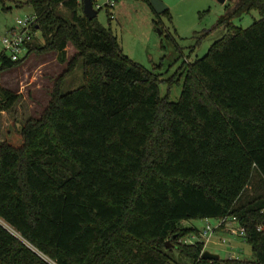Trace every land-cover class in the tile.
Here are the masks:
<instances>
[{
    "label": "trees",
    "instance_id": "16d2710c",
    "mask_svg": "<svg viewBox=\"0 0 264 264\" xmlns=\"http://www.w3.org/2000/svg\"><path fill=\"white\" fill-rule=\"evenodd\" d=\"M26 3L44 42L17 61L0 52V75L34 51L76 53L41 117L22 125L23 145L0 142V264H170L174 249L193 264H264V193L243 199L255 173L264 183V0L226 5L228 32L171 78L184 79L178 101L84 0ZM252 10L259 19L233 28ZM79 62L84 83L64 92ZM19 98L0 81V112ZM228 215L252 260L204 259V241L185 239L199 231L183 221Z\"/></svg>",
    "mask_w": 264,
    "mask_h": 264
},
{
    "label": "rangeland",
    "instance_id": "374dc122",
    "mask_svg": "<svg viewBox=\"0 0 264 264\" xmlns=\"http://www.w3.org/2000/svg\"><path fill=\"white\" fill-rule=\"evenodd\" d=\"M108 1L95 0L103 5L97 16L98 21L113 29L124 52L133 61L159 76L161 95H169L172 101L180 99L184 79L176 81L171 78H179L176 73L184 60L188 62L204 56L212 43L228 32L226 26L219 25V20L226 14V5L231 0H162L169 7V11L162 14L156 13L148 0H114L116 5L112 9L105 5ZM59 11L69 16L67 9L61 7ZM34 14L33 7L26 0L0 2V37L8 28L16 26L18 19L24 20ZM259 18V12L252 10L232 18L230 22L233 28H246ZM34 41L44 42L40 29ZM75 53L74 46L70 44L67 47V60L61 62L56 51H34L20 66L1 73L2 85L19 93L20 98L11 110L0 112V142L7 141L18 147L23 145L22 125L28 118H39L44 113L51 101L56 81L65 72ZM83 83V66L79 62L71 74L64 78L63 91L68 92ZM262 193L264 183L255 173L243 199L246 201ZM208 222L215 227L218 219L211 217L183 221L184 226L196 227L199 231L189 234L185 239L190 242L199 240L200 231ZM212 235L206 250L222 258H254L251 244L244 237L218 229ZM171 256L170 264H193L191 258L177 249L173 250Z\"/></svg>",
    "mask_w": 264,
    "mask_h": 264
},
{
    "label": "built area",
    "instance_id": "2783aa9c",
    "mask_svg": "<svg viewBox=\"0 0 264 264\" xmlns=\"http://www.w3.org/2000/svg\"><path fill=\"white\" fill-rule=\"evenodd\" d=\"M107 8L112 9L116 3L114 0H109L106 4ZM94 7L96 9L102 8L103 5L94 1ZM113 16L112 12H109ZM36 16L35 14L27 17L26 19H18L17 25L8 28L6 33L0 37V52L6 54L12 60H20L27 56L29 46L32 43L37 30L34 28ZM218 223L214 227L210 222L200 231V240L204 241V249L211 242L212 234L215 229H223L230 232L234 236L244 237L245 227L238 223L235 216H224L217 218ZM225 238L223 241L225 242ZM193 242V241H191ZM230 259H237L231 256Z\"/></svg>",
    "mask_w": 264,
    "mask_h": 264
},
{
    "label": "water",
    "instance_id": "95a60500",
    "mask_svg": "<svg viewBox=\"0 0 264 264\" xmlns=\"http://www.w3.org/2000/svg\"><path fill=\"white\" fill-rule=\"evenodd\" d=\"M220 1L225 2L226 0H220ZM150 4L154 8L156 13H158V14L164 13L169 8L168 5L165 4L162 0H150ZM83 10H84L85 15L89 19H93L98 15L97 9L94 7V1L93 0H84ZM37 28H38V26H37ZM167 244L171 245L170 240L167 241ZM202 257L204 259H219L220 255L217 253H213L209 250H205L202 254Z\"/></svg>",
    "mask_w": 264,
    "mask_h": 264
},
{
    "label": "crops",
    "instance_id": "0c3cea01",
    "mask_svg": "<svg viewBox=\"0 0 264 264\" xmlns=\"http://www.w3.org/2000/svg\"><path fill=\"white\" fill-rule=\"evenodd\" d=\"M220 230L225 231V230H223V229H220Z\"/></svg>",
    "mask_w": 264,
    "mask_h": 264
}]
</instances>
